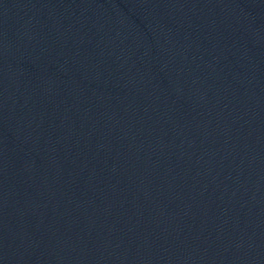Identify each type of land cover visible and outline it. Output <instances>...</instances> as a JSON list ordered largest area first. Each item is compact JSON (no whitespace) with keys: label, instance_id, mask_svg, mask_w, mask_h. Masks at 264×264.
<instances>
[{"label":"water","instance_id":"1","mask_svg":"<svg viewBox=\"0 0 264 264\" xmlns=\"http://www.w3.org/2000/svg\"><path fill=\"white\" fill-rule=\"evenodd\" d=\"M0 264H264V0H0Z\"/></svg>","mask_w":264,"mask_h":264}]
</instances>
